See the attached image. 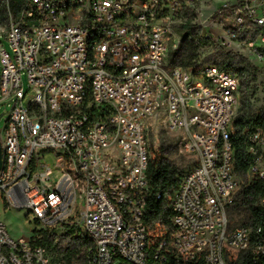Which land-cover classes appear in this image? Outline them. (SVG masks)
I'll use <instances>...</instances> for the list:
<instances>
[{"label": "built area", "instance_id": "2783aa9c", "mask_svg": "<svg viewBox=\"0 0 264 264\" xmlns=\"http://www.w3.org/2000/svg\"><path fill=\"white\" fill-rule=\"evenodd\" d=\"M201 2L22 0L0 23L11 47L0 38V109L11 105L0 117V201L27 207L54 243L70 231L88 238L74 264H264V220L254 228L229 218L240 77L169 64L179 20ZM211 17L201 36L264 63V0H222ZM159 112L198 161L177 190L156 194L157 213L146 127ZM246 136V174L264 180V131ZM41 236L13 238L0 217V264H56Z\"/></svg>", "mask_w": 264, "mask_h": 264}, {"label": "rangeland", "instance_id": "374dc122", "mask_svg": "<svg viewBox=\"0 0 264 264\" xmlns=\"http://www.w3.org/2000/svg\"><path fill=\"white\" fill-rule=\"evenodd\" d=\"M222 0H202L198 6V10L186 13L182 20H179L178 26L175 28V37L180 38L181 33L186 27L194 26V29L201 28L200 32L213 30L212 14L214 10L221 4ZM22 4V0H0V23L7 25L10 19L9 12H18ZM215 30V29H214ZM201 35V33H200ZM6 49L11 52L10 44L4 35H0ZM180 44L178 45V47ZM174 49H170L169 59L173 56ZM241 54L248 59V64H236L231 71L240 77V90L238 101L235 107V113L230 125V131L235 132L237 124L241 119L250 116L264 117V63L253 56L246 47L233 45L226 47L219 41L210 39L206 44L198 46L196 55L193 59L186 60V64L180 65L188 70H196L200 66L214 64L220 66L228 54ZM1 61H0V85H1ZM25 88L27 87L26 76L23 77ZM27 89V88H26ZM29 98L25 100V104ZM11 105L6 104L0 109V115L10 110ZM6 126V116L0 119V132ZM146 133L148 138V148L152 163L168 162L174 166L179 175L184 174L190 168L194 167L198 158L194 154L186 153L182 148V137L176 133L170 132L166 127L165 116L163 112L155 114L147 123ZM47 162L54 164L53 154L47 152L45 154ZM239 188L234 196V203L229 211V218L232 225H240L245 223V211L235 209V202L239 200L240 190L250 180L246 173L238 174ZM167 193H172L170 190ZM168 199V196L165 197ZM234 208V209H233ZM0 217L5 223L8 232L13 238L30 237L34 231L41 228V225L35 221L34 216L27 207H8L3 201H0Z\"/></svg>", "mask_w": 264, "mask_h": 264}, {"label": "trees", "instance_id": "16d2710c", "mask_svg": "<svg viewBox=\"0 0 264 264\" xmlns=\"http://www.w3.org/2000/svg\"><path fill=\"white\" fill-rule=\"evenodd\" d=\"M200 30V27L197 30L190 26L185 28L180 46L174 49L173 56L169 59L170 65L180 66L186 64V60L195 57L198 46L210 41L208 37L200 35ZM241 63L248 64V59L241 54L230 52L219 67L221 69L231 70L234 65ZM254 126H260L264 131V117L250 116L241 119L237 124L235 133L232 134L231 139L236 151L235 168L237 174L240 172L246 173L250 164L253 162V156L247 149L246 134ZM184 174L179 175L174 166H171L168 162L152 163L150 161L148 169L151 190V196L148 202L149 207L154 208L157 213H160L161 202L156 200V194L161 190H170L171 192L177 190ZM239 198L235 202L234 207L235 209L245 211V223L240 225L257 227L264 220V205L261 204V198H264V180H250L240 190ZM70 232L60 243H54L47 234L39 233L38 230L34 231V236L42 235L38 243L49 245L54 263L74 264L83 262L84 258L82 253L90 246V240L82 236L70 237Z\"/></svg>", "mask_w": 264, "mask_h": 264}, {"label": "water", "instance_id": "95a60500", "mask_svg": "<svg viewBox=\"0 0 264 264\" xmlns=\"http://www.w3.org/2000/svg\"><path fill=\"white\" fill-rule=\"evenodd\" d=\"M1 115H0V117H1ZM2 163H3V154H2V143H1V140H0V169L2 167Z\"/></svg>", "mask_w": 264, "mask_h": 264}]
</instances>
